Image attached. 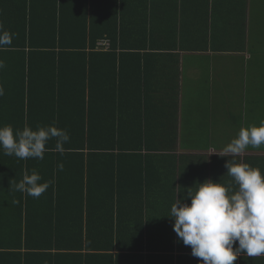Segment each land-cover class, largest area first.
Instances as JSON below:
<instances>
[{
    "label": "trees",
    "instance_id": "trees-1",
    "mask_svg": "<svg viewBox=\"0 0 264 264\" xmlns=\"http://www.w3.org/2000/svg\"><path fill=\"white\" fill-rule=\"evenodd\" d=\"M203 1L221 10V0H0V24L14 34L0 48V126L55 125L69 135L62 150L49 140L43 160L0 149V264H200L173 221L149 235L148 181L170 174L145 128L154 102L145 78L163 54L177 61L221 42L242 48L245 1L225 0L226 36L194 15ZM256 2L249 30L258 15L264 36V4ZM33 169L50 181L38 198L16 190ZM153 192L152 210L175 202L171 184ZM234 264H264V256L241 254Z\"/></svg>",
    "mask_w": 264,
    "mask_h": 264
},
{
    "label": "crops",
    "instance_id": "crops-1",
    "mask_svg": "<svg viewBox=\"0 0 264 264\" xmlns=\"http://www.w3.org/2000/svg\"><path fill=\"white\" fill-rule=\"evenodd\" d=\"M231 1L234 6L244 7L245 5L243 8V15L246 16L245 39L242 48H236L238 43L223 46L226 42H221L217 45L218 49L211 50L208 49L211 45L209 43L207 44L208 50L180 52L177 61L175 57L165 59V54H163L153 63L157 66L154 68L155 72L150 68L146 74L148 76L145 81L153 91L149 102L152 99L154 102H151L150 108L153 112L148 114L145 128L150 136V144L161 147L163 152L155 153L162 157L164 155L162 164L170 174H163L169 176L163 181L164 176L160 180V178H155L154 173V177L150 178L148 182H150V189L153 191L171 184L175 189V200L177 196L182 197L185 194L183 193L184 189L187 190L197 181L202 183L205 179H212L218 182L221 179L227 182L231 179L227 176L225 167L226 160L229 158L218 154H223V147L210 148V151L197 149L200 144H197L196 148L193 147L198 134L197 130L204 132L203 130L206 128L207 131L204 133L212 134L216 126L220 128L226 120H220L218 113L223 112L226 116L225 119L232 122L239 121L242 127H247L255 124L256 111L264 112V84L258 82L259 78L263 77L264 80V56H255L253 46L249 47L246 43L247 37L251 35L249 30L250 15L255 13L250 11L251 0ZM242 1H245L244 5ZM225 5V0H221L217 5L221 10L213 11L214 8L211 9L210 4L206 10L203 1L196 5L193 4V13L205 19L208 26V28H204L205 30L215 28L223 36H226L224 31L231 29L225 28L227 26L224 18L226 15L223 11ZM254 17L253 25L256 30L259 26H256L255 23L261 19L258 15ZM159 18L164 21L161 16ZM159 18H156V24L160 21ZM244 53H247L248 56L246 57ZM175 62L178 63V67H175ZM202 81L206 82L205 90L197 92ZM232 86L240 87V90L243 91L240 104L236 103V95L233 90L231 91ZM257 90L258 92L262 91V94L257 95ZM231 94L233 101L230 99ZM225 105L229 107L234 105V110L230 111L229 107ZM235 105L241 106V118L239 115L235 116L237 113ZM204 119L207 122L203 126H197L196 123ZM229 140L230 138H228ZM261 157H264V150L248 148L235 159L238 163L244 162L253 167H259L264 172V161ZM173 160H176L174 166L172 165ZM153 191L150 194L152 202L149 204L148 211V217L151 220L146 223L151 231L149 235L154 237L161 233H156V226L164 222L169 224L173 220L167 217L170 214L171 205L170 207L164 206L159 210H152ZM188 202L190 203V200ZM154 207L157 208L155 203Z\"/></svg>",
    "mask_w": 264,
    "mask_h": 264
},
{
    "label": "clouds",
    "instance_id": "clouds-1",
    "mask_svg": "<svg viewBox=\"0 0 264 264\" xmlns=\"http://www.w3.org/2000/svg\"><path fill=\"white\" fill-rule=\"evenodd\" d=\"M13 37L0 24V48L10 46ZM3 67L0 61V68ZM53 138L62 150L69 135L55 125L38 126L35 130L28 125L23 130L14 129L11 124L0 126V149L22 160H43L46 144ZM249 147L264 148V120L258 126L241 127L223 148V154L218 153L229 158L225 167L230 181H197L171 205L167 217L174 221L173 230L185 246L191 247L192 256L199 258L200 264H234L241 254L264 256V172L235 159ZM49 186L50 181L43 180L33 169L30 175L25 171L16 190L38 198Z\"/></svg>",
    "mask_w": 264,
    "mask_h": 264
},
{
    "label": "rangeland",
    "instance_id": "rangeland-1",
    "mask_svg": "<svg viewBox=\"0 0 264 264\" xmlns=\"http://www.w3.org/2000/svg\"><path fill=\"white\" fill-rule=\"evenodd\" d=\"M264 4V0H257V4H259L260 2ZM263 21V19L258 20V22L255 23L256 26H259L261 24V22ZM246 43L248 44L249 47H252L253 50H255V56H259L264 55V36L263 34L260 32V30L256 29V31L254 33H252V35H249L247 37ZM244 55L247 57L248 54L244 53ZM264 66V65H263ZM261 66V67H263ZM262 77V75H261ZM259 83L264 84V80L263 77L259 78L258 80ZM233 90L234 94L236 95V103L240 104L241 103V94H243L242 90H240V87H233L231 88V91ZM249 93V92H247ZM256 94L261 95V92H258V90L256 91ZM230 99L233 101V95L231 94ZM227 107H229L228 105H225ZM240 105H235V110L237 111L236 115H239L241 118V111H240ZM230 111L234 110V105L232 107H229ZM261 115H263V113H261ZM218 116L220 118V120H226V122H224L223 124H221V127L218 128L217 126L215 127V129H213V133L212 134H205L204 132H199L196 135V140L194 143V147L196 148L197 144H200V146H198L197 149H201L204 151H210V148L212 149H218L220 147H225L227 145V141L228 138H230V140L228 141V143L231 141V139H233L237 133L239 132L240 128L242 127L241 124L239 123V121L236 122H232L229 121L227 119H225V115L224 113H218ZM207 122L206 119L202 120L201 122L196 123L197 126H203L204 123ZM202 141V143H201ZM250 148V147H249ZM261 150H264V148H262Z\"/></svg>",
    "mask_w": 264,
    "mask_h": 264
}]
</instances>
